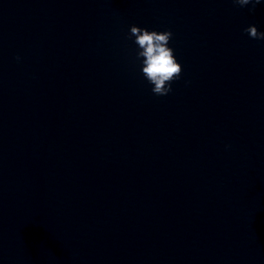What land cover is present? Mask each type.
<instances>
[{
  "label": "clouds",
  "instance_id": "1",
  "mask_svg": "<svg viewBox=\"0 0 264 264\" xmlns=\"http://www.w3.org/2000/svg\"><path fill=\"white\" fill-rule=\"evenodd\" d=\"M234 4L241 7L252 5L250 11L255 10V5L261 0H233ZM244 31L250 38L264 40V32L258 31L255 25H250ZM169 31H149L132 25L129 38L135 37L134 43L139 46L137 59H142V73L145 79L154 87L153 94L166 96L172 91L171 82L178 80L182 73V66L177 62L173 49L168 46L172 38ZM19 59V58H17Z\"/></svg>",
  "mask_w": 264,
  "mask_h": 264
}]
</instances>
